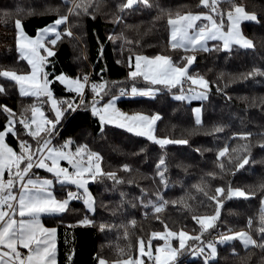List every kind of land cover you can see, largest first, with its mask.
<instances>
[{
  "label": "trees",
  "instance_id": "16d2710c",
  "mask_svg": "<svg viewBox=\"0 0 264 264\" xmlns=\"http://www.w3.org/2000/svg\"><path fill=\"white\" fill-rule=\"evenodd\" d=\"M123 2L93 0L88 14L77 16L69 11L73 0H0V69L30 70V65L20 59L18 52L16 19L22 21L27 35L35 37L39 30L67 15V23L60 25L58 31L70 30L72 35L63 36L53 46L55 55L47 57L45 71L49 79L65 73L77 78L87 75V85L107 82V94L101 104L133 86L158 87L160 91L154 96L123 95L117 99V104L131 112L158 113L161 119L156 122L153 134L157 139L188 141L187 144L161 147L146 136H137L114 125L105 126L101 133L98 118L90 110L94 93L86 86L85 105L75 112L65 113L53 141L63 144L71 137L73 150L76 146L87 145L102 157V170L116 172L123 182L107 178L91 182L89 187L95 200L93 211H89L82 200H73L67 213L43 216L45 223L57 227L58 264H98V258L107 261L133 259L140 240L146 247L151 240L152 249L163 242L164 239L153 238L151 234L165 233V225L169 231L186 230L190 236H200L199 241H187L189 247L179 256L178 264H205L203 256L196 254L198 248L195 246L216 241L218 228L224 234L230 230L247 232L257 244L261 243L264 147L260 145L264 144V76L248 77V74L254 70L264 71V0H221L218 7L223 13L232 10L234 2L258 16L255 22H242V30L252 39L254 47L245 49L234 45L230 52L216 50L222 48L220 41L207 42L212 51L184 52L170 48L168 14L174 17L177 12L208 13L209 9L200 6V0H150L151 7L138 4L120 11ZM223 19L226 22L227 16ZM135 54L170 55L180 64L181 57L194 55L196 58L189 72L210 82L207 98L178 101L173 96L180 92L178 88L151 85L142 78L130 79L129 57ZM0 85L6 90L0 94V105L12 109L17 118L25 108L41 103L42 98L21 96L18 87L6 78H0ZM50 87L57 99H76L79 104L75 94L67 91L59 81ZM196 104L202 107L200 125L193 115ZM42 109L53 118L50 104L43 103ZM7 118V113L0 112V130L5 127ZM16 127L20 138L34 145L22 127ZM249 133L250 136L243 138ZM6 142L19 151L16 137L9 135ZM245 145L249 146L250 163L237 171L234 161L237 156L246 154L242 151ZM224 148L229 152L220 157L219 152ZM161 158L167 165V186L157 175ZM125 165L130 171L124 170ZM31 173L50 174L35 167ZM220 187L226 192L228 188H241L250 195L247 199L221 197L222 207L215 226L202 232L201 225L193 217L215 215L217 205L210 197ZM55 193L65 197V186L56 185ZM161 197L169 203L156 213L153 205L158 204ZM85 218L92 223L80 224ZM249 221L252 222L250 226ZM171 241L178 246L177 239ZM216 247L217 257L210 264H264V248L249 246L246 249L239 240L217 243Z\"/></svg>",
  "mask_w": 264,
  "mask_h": 264
},
{
  "label": "snow or ice",
  "instance_id": "6c2138e0",
  "mask_svg": "<svg viewBox=\"0 0 264 264\" xmlns=\"http://www.w3.org/2000/svg\"><path fill=\"white\" fill-rule=\"evenodd\" d=\"M221 0H200V6L209 9L207 14L177 12L173 17L168 14L167 23L170 26L169 45L172 50L181 49L184 52L192 51H212L207 47L208 41H221L222 48L230 52L233 46L241 48H252L254 43L251 39L244 36L241 30V23L247 21H257V15L246 11L245 6L236 5L233 2L232 10L223 13L219 9ZM143 4L151 7L150 0H124L120 5V11L130 10L135 5ZM93 0H73V7L69 11L73 15L88 14L92 7ZM215 14V16L213 15ZM227 16L228 28L225 30L224 16ZM219 18V22L218 19ZM68 16H61L45 29L38 31L36 38L28 37L22 26V21L15 20V27L18 30L17 48L20 59L27 61L30 70L27 73H18L15 70L0 69V78H6L13 82L19 90L21 96H32L42 98L40 105H31L25 108L22 113L17 114L7 106L0 105V112L7 113V121L3 130H0V264H56V228H46L41 223L42 216H57L69 211V205L73 200H83L89 210H94L95 200L89 191V183L96 182L99 178L111 179L114 182L122 183L116 172H104L101 168L102 157L99 153L91 151L87 145L76 146L71 150L74 143L71 140L56 147L52 145V138L57 134V125L67 112H75L85 102L83 94L86 86H89L94 93L91 102V113L98 118L100 131L103 133L105 126L114 125L137 136H146L148 139L159 144L161 147L169 144H187L186 139H157L152 133L155 122L161 119L159 114L145 115L142 113L128 114L120 111L116 107L119 97H112L106 103L101 104L104 95L107 94V82L101 84L87 85V75L78 78H70L65 75L57 76L54 80L49 79V73L45 71L47 57L54 56L52 47L57 44L63 36H71L70 30L64 33L58 31L62 24H66ZM197 21L206 23L197 24ZM50 34H54L53 39L47 40ZM113 39V37H109ZM44 52L46 55H42ZM194 55L181 57L182 64L173 60L170 55L158 54L154 57L135 56V64H131L132 57H129L130 79L142 78L151 85H162L165 88H178L179 95L174 98L178 101L204 100L210 90V82L203 76H193L189 74V67L195 60ZM264 76V71L254 70L248 77ZM56 81L63 84L67 91L74 93L79 99L66 100L57 99L50 87ZM196 85L197 88H189L185 94L184 84ZM160 91L158 87L146 89L131 88L130 94L133 96H154ZM6 90L0 85V94ZM129 94L125 90L121 95ZM230 99V98H229ZM43 103L50 104L54 113L49 119L42 110ZM30 113V115H29ZM195 122L197 125L201 121V108L194 109ZM16 125H20L23 131L34 141V145L28 140L20 138ZM34 126V127H33ZM216 131H222L216 128ZM12 135L16 137L19 144V151L14 150L7 142L6 137ZM251 134H244L247 138ZM264 147V144L260 145ZM249 146L245 145L242 149V156H237L234 161L235 169L238 171L245 168L250 163ZM228 148L219 152L220 157L228 154ZM61 161H66L70 167H64ZM46 169L52 174V179L31 178L33 168ZM223 169L224 165L221 163ZM157 168L160 169L157 175L161 183L167 186L165 173L167 165L163 158L159 160ZM71 169V170H70ZM125 171H130L127 165ZM5 175L7 178L5 179ZM54 182L61 185H74L76 191H67L65 198L58 199L52 188ZM200 191H203L201 188ZM207 195V193H205ZM249 193L241 188H228L227 192L223 187L215 189V195L210 199L217 205V210L213 216H194L193 219L201 225L202 232L215 226V221L219 218V208L222 207L221 197L227 199L249 197ZM168 201L160 198L158 204L153 208L156 213H160L168 204ZM175 203V201L173 202ZM188 205L185 204V207ZM262 242L257 241L244 231L221 234L216 241H209L196 251L197 255L203 256L205 264L217 257V243L226 244L229 241L239 240L244 248L256 246L264 248V215L261 216ZM83 225L91 224L92 221L85 218L79 222ZM134 223V222H133ZM249 221V226L251 225ZM104 226L101 225V230ZM166 233L153 232V238L159 237L166 241L165 247L156 249L157 254H153L151 240L147 242L139 241V256L136 259L129 257L123 264H144V259L151 261L152 264H178V258L183 250L189 247L187 241L200 240V236H190L187 232ZM202 234V233H201ZM169 238L179 241L178 247H172L167 243ZM26 250V255L21 251ZM71 259V257H69ZM98 264H106L102 258H98Z\"/></svg>",
  "mask_w": 264,
  "mask_h": 264
},
{
  "label": "crops",
  "instance_id": "0c3cea01",
  "mask_svg": "<svg viewBox=\"0 0 264 264\" xmlns=\"http://www.w3.org/2000/svg\"><path fill=\"white\" fill-rule=\"evenodd\" d=\"M247 11V10H246ZM249 12V11H248ZM194 13H200V14H204V13H202V12H194ZM249 13H252V12H249ZM256 14V13H255ZM257 15V14H256ZM215 16V15H214ZM258 17V16H257ZM218 19V22H219V18H217ZM206 23V21H197V24H201V23ZM228 20L226 21V22H224V25H225V30H227V28H228ZM49 25H51V24H49ZM49 25H47L45 28H47ZM23 26V25H22ZM240 27H241V30H242V23H241V25H240ZM44 28V29H45ZM23 31H24V33L27 35V33L25 32V30H24V28H23ZM242 32H243V30H242ZM243 34H244V32H243ZM17 36H18V30H17ZM28 37H30L29 35H27ZM37 36V35H36ZM169 36H170V26H169ZM244 36H246L247 38H249V39H251L250 37H248L247 35H245L244 34ZM48 37H51V38H48ZM47 37V40H50V39H52V37H54V34H50L49 36ZM31 38H33V37H31ZM34 39V38H33ZM252 40V39H251ZM221 42V41H220ZM222 43V42H221ZM52 50L54 51V48L52 47ZM42 55H46V53H44V52H42L41 53ZM137 55H140V56H147V57H149V58H151V57H154V56H149V55H141V54H135L134 56H131L132 57V60H131V63H132V65H134L135 64V56H137ZM194 63V62H193ZM193 63H192V65H193ZM191 65V66H192ZM190 66V67H191ZM189 67V68H190ZM132 70H134V68L132 67V69H131V71ZM189 71V70H188ZM28 72V71H27ZM27 72H22V73H27ZM21 73V74H22ZM190 74V73H189ZM61 75H65V76H67V77H70V78H75V77H71V76H68L67 74H65V73H61V74H58L57 76H61ZM56 76V77H57ZM88 84V83H87ZM193 87L194 88H197V86L196 85H193ZM86 88V87H85ZM137 89H141V90H143V89H146L147 87H136ZM85 91V90H84ZM127 93H129V94H125V95H131L130 94V92H131V89L129 90V91H126ZM179 94H181L180 92H177V93H174L173 94V96L175 97L176 95H179ZM185 94H188L186 91H185ZM120 96H123V95H121V92H119L117 95H115V97H120ZM131 96H133V95H131ZM114 97V96H113ZM112 98V97H111ZM109 100V99H108ZM107 100V101H108ZM106 101V102H107ZM196 101H202V100H196ZM105 102V103H106ZM116 107L120 110V111H122V112H125V113H128V114H134V113H142V112H131V111H127V110H124V109H122L121 107H119L118 106V104H117V101H116ZM201 108V120H202V107H201V105L200 104H196V105H194L193 106V115H194V118H195V113H194V109H196V108ZM43 110V109H42ZM142 114H145V115H149V116H151V115H154V114H158V113H154V114H146V113H142ZM46 115V114H45ZM47 116V115H46ZM48 117V116H47ZM49 118V117H48ZM50 119V118H49ZM157 122V121H156ZM156 122H155V125H154V130H155V126H156ZM152 134H154V131H153V133ZM68 140H71L72 141V138L71 137H68L66 140H65V142L66 141H68ZM52 145H54V146H56V147H59L60 145H62V144H56L54 141H53V138H52ZM64 142V143H65ZM63 143V144H64ZM71 150H73V148H72V145H71ZM74 151V150H73ZM61 164H62V166H64V167H70L68 164H67V162L66 161H61ZM46 170V169H45ZM71 170V169H70ZM31 175V178H33V179H35V178H40V179H45V178H47V179H52V174L50 173V174H46V175H39V174H37V173H31L30 174ZM7 178V176L5 175V179ZM91 183V182H90ZM89 183V184H90ZM56 185H60V186H65V189H66V192L67 191H69V190H71V191H76V188H75V186L74 185H61L60 183H58V182H54V186H53V188H52V191H53V193H54V195L58 198V199H63V198H65V197H58L57 195H56V193H55V186ZM89 191L91 192V190H90V187H89ZM91 194H92V192H91ZM92 196H93V194H92ZM82 200V199H81ZM82 202L84 203V201L82 200ZM85 204V203H84ZM85 206H86V208L88 209V207H87V205L85 204ZM261 207H262V209H264V195H263V197H262V202H261ZM89 210V209H88ZM89 211H93V210H89ZM41 223L43 224V226L44 227H46V228H56L57 229V227L56 226H53V225H48L47 223H45V221H44V219H43V216L41 217ZM21 251L26 255V250H23V249H21ZM56 264H58V257H57V232H56Z\"/></svg>",
  "mask_w": 264,
  "mask_h": 264
},
{
  "label": "rangeland",
  "instance_id": "374dc122",
  "mask_svg": "<svg viewBox=\"0 0 264 264\" xmlns=\"http://www.w3.org/2000/svg\"><path fill=\"white\" fill-rule=\"evenodd\" d=\"M204 14H207V13H204ZM17 20V19H16ZM44 29V28H43ZM33 38H36V36L35 37H33ZM48 38H51V37H48ZM53 38H55V37H52V39ZM51 40V39H50ZM18 73H22V72H18ZM190 73V72H189ZM190 75H193V76H197V74H195V73H190ZM186 91V90H185ZM187 92V91H186ZM158 139H162V138H158ZM95 152V151H94ZM98 153V152H97ZM203 216H211V215H203ZM181 231V230H180ZM179 231V232H180ZM182 231H184V232H187L189 235H190V233L188 232V231H186V230H182ZM222 231V230H221ZM173 232V231H172ZM179 232H177V233H179ZM159 233H164V232H159ZM166 233V232H165ZM222 234H224L223 233V231H222ZM228 234H230V233H228ZM220 236V235H219ZM218 236V237H219ZM218 237L216 238V240L218 239ZM172 238H169V240L167 241V243H170L171 244V246L172 247H176V246H174L173 244H172ZM178 245H179V241H178ZM198 245V249L200 248V247H202L201 245H200V243H198L197 244ZM166 246V241L165 240H163V242L162 243H160V244H158V245H156V248L155 249H152V251H153V254L155 255V254H157L156 253V249L157 248H159V247H165ZM178 247V246H177ZM146 251H147V247H146ZM139 256V251L137 252V255H136V257L135 258H133V259H136L137 257ZM106 261V264H123V261H107V260H105ZM144 264H152V262L151 261H146V259H144Z\"/></svg>",
  "mask_w": 264,
  "mask_h": 264
},
{
  "label": "built area",
  "instance_id": "2783aa9c",
  "mask_svg": "<svg viewBox=\"0 0 264 264\" xmlns=\"http://www.w3.org/2000/svg\"><path fill=\"white\" fill-rule=\"evenodd\" d=\"M75 78H77V77H75ZM183 87H184V89H185L186 91H187L189 88H194L193 85H190V84L187 83V82L184 84ZM221 234H222V231H221L220 228H218V230H217V236H219V235H221ZM195 247L198 248V245H196Z\"/></svg>",
  "mask_w": 264,
  "mask_h": 264
}]
</instances>
